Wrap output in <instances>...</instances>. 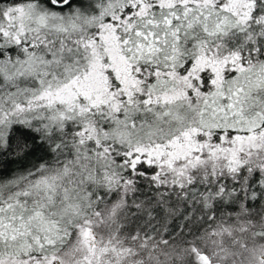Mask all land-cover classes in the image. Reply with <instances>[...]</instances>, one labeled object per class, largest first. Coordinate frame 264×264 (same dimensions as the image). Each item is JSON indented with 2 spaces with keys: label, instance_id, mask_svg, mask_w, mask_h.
Returning <instances> with one entry per match:
<instances>
[{
  "label": "snow or ice",
  "instance_id": "6c2138e0",
  "mask_svg": "<svg viewBox=\"0 0 264 264\" xmlns=\"http://www.w3.org/2000/svg\"><path fill=\"white\" fill-rule=\"evenodd\" d=\"M0 264H264V0H0Z\"/></svg>",
  "mask_w": 264,
  "mask_h": 264
}]
</instances>
